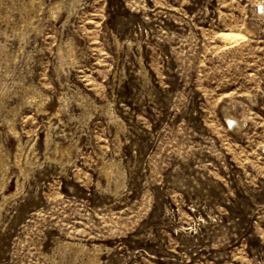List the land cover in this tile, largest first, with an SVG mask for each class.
I'll return each instance as SVG.
<instances>
[{"label":"rangeland","instance_id":"1","mask_svg":"<svg viewBox=\"0 0 264 264\" xmlns=\"http://www.w3.org/2000/svg\"><path fill=\"white\" fill-rule=\"evenodd\" d=\"M0 264H264V0H0Z\"/></svg>","mask_w":264,"mask_h":264},{"label":"bare ground","instance_id":"2","mask_svg":"<svg viewBox=\"0 0 264 264\" xmlns=\"http://www.w3.org/2000/svg\"><path fill=\"white\" fill-rule=\"evenodd\" d=\"M61 8V3H56L54 6H53V9H54V12H56L57 10H59ZM54 14V13H52ZM225 117L227 118V121L228 123L230 124L231 127L233 126H240L241 123L235 119L234 117L228 115V114H225Z\"/></svg>","mask_w":264,"mask_h":264}]
</instances>
